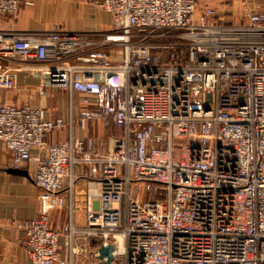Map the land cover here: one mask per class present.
I'll return each mask as SVG.
<instances>
[{"label":"built area","instance_id":"built-area-1","mask_svg":"<svg viewBox=\"0 0 264 264\" xmlns=\"http://www.w3.org/2000/svg\"><path fill=\"white\" fill-rule=\"evenodd\" d=\"M32 3L0 0V15ZM98 5L112 14L103 38L0 32V59H35L41 75L35 95L0 102L13 167L37 160L35 216L17 222L31 264H264V11L227 22L199 0ZM0 86L16 87V69ZM52 88L82 93L69 121L46 117ZM75 117L119 129L107 150L74 135ZM75 167L86 183L72 179L68 197ZM133 180L167 199L142 204Z\"/></svg>","mask_w":264,"mask_h":264},{"label":"crops","instance_id":"crops-1","mask_svg":"<svg viewBox=\"0 0 264 264\" xmlns=\"http://www.w3.org/2000/svg\"><path fill=\"white\" fill-rule=\"evenodd\" d=\"M22 4L17 14L0 15V32L8 39L14 35L31 33L43 35L57 26L78 32L84 37L103 38L112 28V14L98 5V0H32ZM216 9L217 16L227 22H240L242 15L249 11H264V0H212L202 1ZM100 34L93 36L92 34ZM39 64L35 59L24 60L17 56L0 59V69H16V87L6 89L0 86V102L22 103L35 95L41 75L34 68ZM82 93L63 88H52L42 100L48 118L63 116L67 121L78 112ZM117 131V127H114ZM113 128L105 127L100 121H88L82 125L77 117L74 121V135L94 137L97 145L107 150L109 134ZM71 128L67 125L58 130L53 139H67ZM38 149H34V154ZM37 165L30 159L15 169L4 142L0 140V264H31L25 244L20 240L17 222L35 216V198L38 188L32 172ZM65 179V194L69 197L68 186L72 179L79 178L86 183L80 169H69ZM63 242V239L61 240Z\"/></svg>","mask_w":264,"mask_h":264},{"label":"rangeland","instance_id":"rangeland-1","mask_svg":"<svg viewBox=\"0 0 264 264\" xmlns=\"http://www.w3.org/2000/svg\"><path fill=\"white\" fill-rule=\"evenodd\" d=\"M202 1L207 0H199L200 7H203ZM212 1V0H209ZM210 5V4H209ZM131 196L135 198H139L142 204H147L152 200H166L167 193L163 191L162 188H155L151 181L147 180H133L130 185ZM56 221V220H55ZM60 222H56L59 225Z\"/></svg>","mask_w":264,"mask_h":264},{"label":"water","instance_id":"water-1","mask_svg":"<svg viewBox=\"0 0 264 264\" xmlns=\"http://www.w3.org/2000/svg\"><path fill=\"white\" fill-rule=\"evenodd\" d=\"M15 169H17V168H15ZM112 250H113V244H109L108 246H101L99 248V252H100L101 257L104 255H108V259H107L108 262H111L113 259Z\"/></svg>","mask_w":264,"mask_h":264}]
</instances>
